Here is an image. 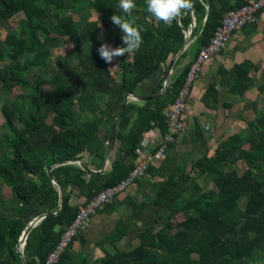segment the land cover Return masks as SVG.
<instances>
[{
	"label": "trees",
	"instance_id": "obj_1",
	"mask_svg": "<svg viewBox=\"0 0 264 264\" xmlns=\"http://www.w3.org/2000/svg\"><path fill=\"white\" fill-rule=\"evenodd\" d=\"M135 2L132 18L142 30L143 43L135 54L117 57V71L112 72L114 59L105 63L97 49L106 41L123 46L120 29L110 21L113 14L124 15L119 0H0V113L5 119L0 125V264H23L16 245L26 225L60 209L30 230L23 247L26 264H44L79 212L71 204L74 189L81 188L87 203L127 177L144 134L156 127L167 132L165 109L191 62L209 45L224 16L243 4L196 0L193 17L186 13L169 25L146 11L145 0ZM91 11L100 14L101 24L92 20ZM193 19L194 40L176 62L180 67L191 56L189 64L172 75L163 95L161 82L151 100L128 102L112 169L98 174L84 170L76 162L85 154L101 170L125 96L135 95L139 85L184 48ZM65 39L73 50L53 61ZM213 93H218L214 85L207 95ZM174 144L156 170L164 181L150 200L133 205L137 209L150 202L168 213L157 226L139 232L136 244L118 248L131 227L129 220H121L105 241L115 251L104 250L94 264H264V115L249 123L247 133L221 143L215 155L200 156L191 170L187 165L170 170ZM117 198L104 209L115 207ZM79 238L84 244V235ZM72 244L56 264H90L86 253L72 255Z\"/></svg>",
	"mask_w": 264,
	"mask_h": 264
},
{
	"label": "crops",
	"instance_id": "obj_2",
	"mask_svg": "<svg viewBox=\"0 0 264 264\" xmlns=\"http://www.w3.org/2000/svg\"><path fill=\"white\" fill-rule=\"evenodd\" d=\"M258 15L259 19L256 23L248 24L241 32L234 34L228 46L203 65L200 79L189 97V107L182 118L184 129L178 135L174 149L170 150L172 156L170 170L184 165L191 170L193 163L200 156L215 155L221 143L234 135L247 133L249 123L256 122L259 115H264V8ZM193 40L194 38L191 43ZM175 57L168 59V64L162 65L152 77L139 85L135 95L150 97L157 86L165 82ZM178 58L173 66L171 78L173 74L180 73L192 59L191 56L184 58L180 67H177ZM212 85L216 86L218 93L208 96L207 93ZM133 101L142 103V101ZM199 128L203 136L198 135ZM163 136L159 128H154L144 134L137 150L141 149L146 153L156 152L163 143ZM197 136L199 138L195 140ZM117 147L116 139L108 160L105 155L104 163L107 160V164L104 167L103 163L102 173L112 169V157ZM161 162L154 164L145 178L138 180L119 196L115 207L103 209L93 217L89 229L80 234L84 235L85 243L80 242L79 235L72 244L71 253L74 257L84 252L90 258V264H94L104 255V250L115 251L116 248L105 241L121 220H129L131 227L128 236L117 243L118 248L125 247L128 242L136 244L135 237L139 232L145 227L157 226L161 216L168 213L166 207H158L150 202L146 207L137 209L133 205L150 200L153 197V189L164 181V178L156 173ZM82 163L93 171H100L95 166L98 162L92 160L89 154L84 155ZM86 178L89 179V176ZM200 181L203 183V180ZM7 191L10 193V189ZM85 203L86 198L82 196L81 188H75L71 204L81 207Z\"/></svg>",
	"mask_w": 264,
	"mask_h": 264
},
{
	"label": "built area",
	"instance_id": "obj_3",
	"mask_svg": "<svg viewBox=\"0 0 264 264\" xmlns=\"http://www.w3.org/2000/svg\"><path fill=\"white\" fill-rule=\"evenodd\" d=\"M242 2L240 8L231 10L224 16L221 26L217 29L209 45L202 48L191 62L183 85L177 92L172 104L165 109L167 132L163 136L161 146L154 153H146L141 149L137 150L138 158L135 167L127 177L116 185L99 192L84 206L80 207L77 216L63 231L59 242L47 255L44 264H56L75 239L89 229L93 217L98 212L112 204L117 197L124 194L138 180L145 178L150 167L163 160L168 147L176 142L177 136L184 129L182 118L189 107V97L200 79L203 65L225 49L234 34L241 32L246 25L256 23L259 19L258 13L264 8V0H242Z\"/></svg>",
	"mask_w": 264,
	"mask_h": 264
},
{
	"label": "clouds",
	"instance_id": "obj_4",
	"mask_svg": "<svg viewBox=\"0 0 264 264\" xmlns=\"http://www.w3.org/2000/svg\"><path fill=\"white\" fill-rule=\"evenodd\" d=\"M145 5L146 11L156 21L169 25L179 22L194 7L193 0H145ZM118 7L124 15L113 14L110 21L120 29L123 46L113 48L106 43L101 44L97 51L105 63H112L115 57L135 54L143 43L142 30L132 18V12L137 7L135 0H119ZM204 7L210 13V7L207 4ZM96 18L98 20V13Z\"/></svg>",
	"mask_w": 264,
	"mask_h": 264
},
{
	"label": "water",
	"instance_id": "obj_5",
	"mask_svg": "<svg viewBox=\"0 0 264 264\" xmlns=\"http://www.w3.org/2000/svg\"><path fill=\"white\" fill-rule=\"evenodd\" d=\"M195 2H196V0H193V4H195ZM193 9H194V7H193ZM193 9L190 12H188V13L191 14L192 17H193ZM195 26H196V22H195V19H193V23H192L191 29L189 31H186V43H185V46L177 54V56L175 57V60L171 64V66L169 68V71H168V73H167V75L165 77V85H164L163 90L160 93V95L166 93V91L168 89V86H169V83H170V79H171L172 69H173V66H175L176 59L188 48V46L190 45L192 39L194 38V28H195ZM150 99H151V97H138L136 95H129V94H127L125 96V101L122 104L121 108L119 109V112L117 114V118H116L113 130L111 132V135H110V138H109V141H108V144H107V153H106V159L107 160H108L109 156L111 155V152L113 151V148H114V145H115V142H116V139H117L119 123H120L123 111H124L125 107L127 106L128 102L130 100H137V101L145 102V101H149ZM107 160L104 163V167L107 164ZM77 164L80 165L84 170H86L89 173H96L97 174V173H102L103 172V169L100 170V171H93L86 164H84L82 162H78ZM51 171H52V169L49 170L50 177H51L53 183L57 185L58 184L57 180L51 174ZM59 211H60V209H58L55 213L47 212V213L40 214L37 217H35L33 220H31L28 225H26V227L24 228V230H23V232H22V234H21V236H20V238L18 240V243L16 245V250H17L20 258L22 259L23 264H26V262L24 260V256H23V247H24V244L26 242V239H27V236H28L30 230H32L42 219H44L49 214H57V213H59Z\"/></svg>",
	"mask_w": 264,
	"mask_h": 264
},
{
	"label": "rangeland",
	"instance_id": "obj_6",
	"mask_svg": "<svg viewBox=\"0 0 264 264\" xmlns=\"http://www.w3.org/2000/svg\"><path fill=\"white\" fill-rule=\"evenodd\" d=\"M96 13L97 12H95V11H91L90 12V14L92 16V20L98 21L99 24H101L100 14L98 13V20H97ZM16 22H17V19L13 22V25L14 26H16ZM100 36H101V39L102 40L107 39V36L108 35H107V32H106V30L104 28H102V31L100 32ZM106 44L110 45L108 41H106ZM110 46L113 47V48H115V46H112V45H110ZM71 50H73L72 43L68 39H65L64 46L61 49H59V50H57V51L54 52L53 57H52V60L54 61L55 56H57L59 54L60 55H65V54L69 53ZM111 70H112V72H116L117 71V57L114 58V62L112 64V66H111ZM15 93H19V91L17 90ZM4 122H5V119H4L3 115L0 113V125H2ZM7 189H9V188L7 187ZM7 189H4V191L6 192V194L9 193V191H7Z\"/></svg>",
	"mask_w": 264,
	"mask_h": 264
}]
</instances>
